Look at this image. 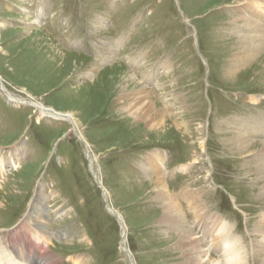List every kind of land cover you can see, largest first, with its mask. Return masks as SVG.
I'll list each match as a JSON object with an SVG mask.
<instances>
[{
	"label": "rangeland",
	"instance_id": "rangeland-1",
	"mask_svg": "<svg viewBox=\"0 0 264 264\" xmlns=\"http://www.w3.org/2000/svg\"><path fill=\"white\" fill-rule=\"evenodd\" d=\"M241 2L0 0V167L20 147V164L0 180V246L41 236L44 223L52 238L41 246L59 264H188L183 230L153 183L150 160L162 154L170 194L196 191L200 214L220 216L248 263L264 264L255 233L264 137L243 152L227 123L264 113V51L243 52ZM34 102L73 113L80 127L43 116ZM181 197L185 228L195 229Z\"/></svg>",
	"mask_w": 264,
	"mask_h": 264
},
{
	"label": "bare ground",
	"instance_id": "bare-ground-1",
	"mask_svg": "<svg viewBox=\"0 0 264 264\" xmlns=\"http://www.w3.org/2000/svg\"><path fill=\"white\" fill-rule=\"evenodd\" d=\"M243 1L244 2H241L242 4H239L238 8H236V11L240 14V18L238 20L243 25V27L241 25L240 28L247 27L246 30L247 29L249 30L248 39L245 40L246 44L244 45L245 47L243 52H245L246 57L253 58L256 55H259L262 51H264V7L261 6L264 5V0H243ZM160 69L162 70V65L159 64L156 69H154L149 73L148 75L149 79L150 80L155 79L156 76L160 74L161 72ZM3 92L8 93L5 89H3ZM8 96L11 97V99L10 98L7 99L9 102H13L19 105L23 104V102L15 99L11 95H9V93ZM142 100H144V97L142 98ZM30 105L40 110L43 116L51 117L54 120L70 121L73 125H75L76 130H78V128L80 127L78 119L71 112H60L54 109L53 107H46L42 104H38L35 102ZM154 106L155 103L149 105L147 109L145 108L146 109L145 114L147 115L149 111H152L154 109ZM157 114L158 117L160 118L161 115L163 116L161 111H158ZM166 114L167 113H165V115ZM261 114L263 115L261 121H259L258 118L252 121H248V120L240 121L239 123L237 122L235 123V121H231V120L227 121V123H232L231 125H235V126L237 125L236 126L237 132L235 133L236 137L234 136L235 141L232 142V144H235V148L237 149L239 148V150L244 152V150L249 149L251 143L250 141L253 138L257 136L264 137V113ZM204 145H205V141H203L202 147H204ZM19 150L20 147L16 148V150L13 152L15 153L13 155L14 157L11 160H9L7 163L3 162L2 166L0 167V180L6 174V171H8V169L14 170L20 164ZM255 155L257 156L255 173L258 174V177L260 178L259 180H264V155L261 154L260 158L257 154ZM165 157H166L165 155L162 156V154H157L154 157L155 159L152 160L151 158L150 160V163L153 166V172H155L157 176L156 180L153 183L157 184L160 189L159 198L160 199L165 198L166 200V209L168 215L172 218V220L175 219L173 222L177 221L176 226H179L180 229L183 230V233H181L180 236L181 240L179 242L183 250L185 249L187 251V254L185 256V258L187 259V263L188 264H249L246 259V256H244L245 255L244 253L246 251L244 252V250L241 247L240 241L238 240V238L234 236L233 232L235 231H233L232 227L229 226L226 222H224L220 216H209L207 214L205 215L200 214L199 212L200 204L198 201L200 197L198 198L196 191L187 188L181 195L179 194L177 196H173L172 194H170L169 190H167L166 188V184L163 178ZM94 160H96V157ZM184 166L186 167V165ZM182 169L184 170L185 168L182 167ZM156 170L159 172L158 175ZM253 171L254 169L251 171V174L255 175ZM260 195L264 197V189L260 193ZM179 196H182L181 198L184 201V203L186 201V203L189 204L190 208L194 210V215L196 216V220H197V226L195 229L185 228L184 218L182 217L183 216L182 213H184V210H182L180 207V212H179L177 206L178 203L176 199H178ZM110 210L113 213V215L121 217V215L117 210L113 208H110ZM178 213H180V220H177L179 216ZM36 217L37 219H39V216L36 215L35 218ZM167 218L169 217H167L166 215V219ZM37 228L38 231L40 232L39 234H41V236H39L38 234H36L35 236V241L38 242L40 245L38 248L37 247L32 248L30 246L32 243L29 240V237L31 238V236L28 234H26L24 238L17 236L16 239H14L15 241L10 242L8 245H6L4 241H2L0 246V264H59V260L54 255H52L48 251V249H44L41 246V244L43 243L42 239L45 238L44 236H48L47 238H49L48 240H50V238H52V235L47 232L44 223L37 226ZM255 233L257 234V237L258 236L263 237V245L260 243L263 246L262 249L263 252L264 251V218L259 222V225L256 227ZM199 234L202 235V240L197 238V235L199 236ZM56 235L58 234L55 233V235L53 236ZM126 238L127 237H124V241H126ZM203 240H208L210 247L212 249L211 248L209 250L204 249ZM47 243H50V241H47ZM259 247L261 246L259 245ZM38 251H40V253ZM217 251L218 252L220 251L221 258L224 263L219 260H214L215 258L213 254L214 252ZM80 260L81 257L80 258L77 257L74 259L76 263L79 262Z\"/></svg>",
	"mask_w": 264,
	"mask_h": 264
}]
</instances>
